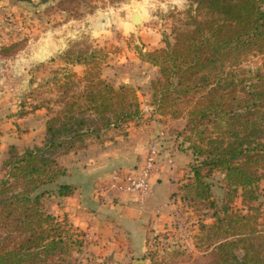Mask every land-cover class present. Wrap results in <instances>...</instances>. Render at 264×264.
<instances>
[{"label":"trees","instance_id":"1","mask_svg":"<svg viewBox=\"0 0 264 264\" xmlns=\"http://www.w3.org/2000/svg\"><path fill=\"white\" fill-rule=\"evenodd\" d=\"M189 13L188 29L176 30L174 42L166 40L165 48L144 56L158 69L151 82L153 114L180 119L187 110L183 102L190 103L179 152L192 159V179L185 178L171 197L179 196L184 208L198 215L194 245L212 255L205 264H264L257 230L264 180V62L256 71L242 66L251 56L264 61V0H194ZM20 42L2 47L0 56H15ZM64 62L89 64L81 56ZM62 71L67 80L76 76ZM87 80V89L47 121L42 146L22 152L9 147L0 179V264H73L74 253L83 251L86 233L49 209L50 200L76 192V186L60 182L70 173L64 160L84 154L91 139L138 125L146 116L133 87L91 74ZM215 173L223 175L222 200L213 191ZM163 251L178 255L170 247ZM143 259L161 264L152 246ZM109 263L105 258L101 264Z\"/></svg>","mask_w":264,"mask_h":264},{"label":"rangeland","instance_id":"2","mask_svg":"<svg viewBox=\"0 0 264 264\" xmlns=\"http://www.w3.org/2000/svg\"><path fill=\"white\" fill-rule=\"evenodd\" d=\"M192 1L194 0L63 1L50 8L44 14L29 17L28 37H22L18 46V53L28 46V78L15 77L10 74L6 66L0 68V110L5 107L7 108L6 110L3 109L0 111V137L4 133H11L13 130L19 132V135H25L27 133V139L23 141L20 147H17L19 152H22L28 144L34 147L37 146L34 144L35 142L39 144L38 146H42L45 140L47 121L56 112L63 110L67 100L72 101L71 97L87 89L90 80H87L89 74L94 76L95 79L101 78L108 81L103 77L104 72L109 67L113 66L115 68V65H117L116 56L123 52L127 54L131 53V56L127 57L129 62L127 64L123 63L125 73L149 75V78L142 79L140 85L137 83L134 85L126 84L137 90V93L140 95L143 110L146 106L151 108L148 113L146 112V116L141 119L138 125L150 126V131L154 136L155 142L160 144L163 151H170L172 154L182 153L179 150H181L180 144L184 137H180L179 134L184 131L187 124V110L190 107V103L187 100L183 102L184 107H182L187 110L180 119H174L168 114H153L155 112L152 106L153 93L151 90V82L158 75V69L154 66L148 67L143 63L134 62L131 58L133 59L132 54L135 53L139 55L142 61H145L144 56L147 53L165 48L166 40L174 42V32L176 30L188 29L187 23L190 21L189 9L192 6ZM145 6L150 8L149 12L146 11ZM140 11L145 14L146 21L143 22L142 17V24H134V30L136 31L131 33L125 27L126 23L130 22L135 12L140 13ZM93 17L95 20L91 21ZM112 18H114L113 21H110ZM76 22L80 24L72 31L70 26L68 29H65L63 26L68 23L76 24ZM101 22L104 24L107 23V27H100ZM93 24H96V27H98L95 30H90V26ZM153 25L158 26V33L162 36L164 43L159 48L143 52L142 49L144 46L141 42V37L137 35V30L139 33L143 30L149 32L148 29L153 28ZM120 32H123L124 37L128 38L124 41L125 43L123 45H120V40L123 37L120 35ZM63 34L69 38V42L64 47L60 59L57 58L58 53H55V55H48L45 62L30 61L32 53L40 54L44 51V48H48V46L45 47L47 40L50 41ZM78 56L85 58L86 62L89 63L86 66L83 65V70L76 73L70 67H61V62L65 58L76 59ZM263 62L262 57L251 56L242 63V66L246 70L256 71L262 66ZM65 69L74 72L76 76L73 79L67 80L66 73L62 71ZM68 90L69 93H67ZM191 99L194 100V96ZM81 102L85 104V100H81ZM27 112L28 115L30 113L34 114V117H29L33 119L32 122L28 121L27 126L24 123L21 126L14 123L13 120L16 119V116H22ZM42 124H45L43 131ZM31 128L34 129L33 132L35 131L33 135H30L32 133ZM9 147L8 143L3 144L0 141V179L3 177L2 167L8 158L7 153ZM184 161V157L174 159L175 168L181 169ZM189 175V168H187L183 179H180L178 182L180 184L179 186L183 184L185 178L188 180L192 179L191 176L188 178ZM175 183V187L179 188L177 186L178 183ZM212 184L216 197L222 200L225 194L223 175L221 173H215L212 178ZM160 186L163 189L167 188L164 183H160ZM160 186L155 187V190H159ZM261 191L262 214L258 218L257 230L258 236L260 237L258 242L264 246V182L261 183ZM57 204V198L50 200L49 209L52 214L63 218L57 214ZM161 206L168 213L170 211L171 199L169 198L167 201H164ZM179 206L182 212L167 218L169 224L165 226V230H167L166 237H159L155 243L154 238L156 237V232L154 231L148 248L152 246L153 250L159 251L161 264L208 263L211 261L212 255L196 248L194 245V236L198 233L200 220L198 215L194 212H186L182 204ZM210 221L207 220V223L210 224ZM165 227H160L158 230H163ZM82 231L88 237H85V245L82 253H74L73 264H78L79 262L81 264H101L105 258H108L109 264H140L138 263L139 261H147V263L141 264H150L149 260L143 259L145 255H132L126 245L122 247V245H110L107 242L104 244L106 240L102 241V238L96 231ZM158 242L160 245L156 246ZM163 245L164 247H170L172 250H176L175 252H178V255H174L169 251L165 253L163 251Z\"/></svg>","mask_w":264,"mask_h":264},{"label":"crops","instance_id":"3","mask_svg":"<svg viewBox=\"0 0 264 264\" xmlns=\"http://www.w3.org/2000/svg\"><path fill=\"white\" fill-rule=\"evenodd\" d=\"M63 1L65 0H0V50L2 47L21 41L22 37H28L29 17L44 14L50 8ZM145 8L149 12L150 8L146 6ZM139 14L141 19L143 17V22L146 21L145 14L142 11ZM133 15L130 22L126 23L125 26L131 33L136 31L134 30ZM113 19L110 21H113ZM94 20L95 18L93 17L91 21ZM79 24L76 22V24L68 23L63 26L65 29L70 26L72 31ZM99 26L107 27V23L101 22ZM153 26V28L148 29L151 33L146 30L139 33L137 30V35L141 37V42L144 46L143 52L152 51L154 48L161 47L164 43L162 36L158 33V26ZM97 27L96 24H93L90 26V30H95ZM120 33L123 36L120 40V45H123L128 38L124 37L123 32ZM68 42L69 38L64 34L50 41L47 40L45 47L48 46V48H44V51L40 54L32 53L30 61L45 62L48 55H55V53H58L57 58L60 59V55ZM132 55L133 59L131 58V60L134 62L143 63L148 67L152 66L148 62L142 61L139 55L135 53ZM129 56H131V53L123 52L116 56L117 65L113 64L115 68L113 66L109 67L107 70L111 71L106 70L103 77L115 86L121 84L134 85L136 83L140 85L142 79L149 78L147 74L124 72L123 63L127 64L129 62L127 58ZM0 64V68L6 66L10 74L15 77L28 78V46L13 57L2 58L0 56ZM61 67H70L76 73L84 69L83 65L68 66L64 61L61 62ZM3 109L6 110L7 108L5 107L1 110ZM144 110L148 113L151 108L146 106ZM29 117H34V114L30 113L28 115L27 112L22 116H16L13 121L18 126H21L22 123L27 126L28 121L32 122L33 120ZM43 128L45 129V124H42V131ZM31 130L32 133L30 135H33L35 131L33 132V128ZM27 136V133L19 135V132L13 130L11 133H4L0 137V141L3 144L8 143L9 146L20 147L23 141L27 139ZM154 142L155 139L150 131V126L132 123L126 126L123 131H107L100 140L91 139L84 154L81 152L79 154H70L64 160L65 165L70 168V173L68 176L63 177L60 182L76 186V192L72 197L57 198V214L62 217L67 216L70 222L80 230L96 231L102 241L106 240L104 244L107 242L110 245L116 244L118 246L122 245V247L126 245L132 255L144 256L148 250V244L153 232L161 227L155 222L156 214L159 211L166 213L161 205L164 201L171 199L172 194L177 191L178 188L175 187V182L178 183L180 179H183L191 163L190 156L185 153H173L174 159L177 157L185 158L183 167L181 169L175 168L172 171L167 168L158 170L152 177V195L146 202H140L137 197L132 195L110 196L104 200L98 197L96 193L100 186L108 181L110 174L114 171L138 167ZM34 144L39 145L37 142ZM32 147L34 146L28 144L24 149ZM188 178H190V175ZM160 183H164L167 188H161ZM179 185L178 183L177 186ZM157 186H160L159 190H155ZM170 209L171 206H169Z\"/></svg>","mask_w":264,"mask_h":264},{"label":"built area","instance_id":"4","mask_svg":"<svg viewBox=\"0 0 264 264\" xmlns=\"http://www.w3.org/2000/svg\"><path fill=\"white\" fill-rule=\"evenodd\" d=\"M166 168L171 171L175 169L174 156L170 151H163L158 142H154L151 144L143 162L138 167L114 171L110 174L108 181L100 186L96 195L104 200L110 196L132 195L137 197L140 202H146L152 195L153 175L158 170ZM180 204L182 203L179 196L171 197L170 211L168 213L159 211L156 214V224L161 227L168 226L169 221L167 218L182 212L179 208ZM184 210L193 213L189 209L184 208ZM165 229L166 227L163 230L155 231L157 237L154 238L155 243L159 237H166L167 230Z\"/></svg>","mask_w":264,"mask_h":264},{"label":"water","instance_id":"5","mask_svg":"<svg viewBox=\"0 0 264 264\" xmlns=\"http://www.w3.org/2000/svg\"><path fill=\"white\" fill-rule=\"evenodd\" d=\"M133 23L134 24H142V21L140 20V18H139V14L138 13H135L134 14V17H133ZM147 261H139L138 263H146Z\"/></svg>","mask_w":264,"mask_h":264},{"label":"bare ground","instance_id":"6","mask_svg":"<svg viewBox=\"0 0 264 264\" xmlns=\"http://www.w3.org/2000/svg\"><path fill=\"white\" fill-rule=\"evenodd\" d=\"M135 13H138V14H139V12H135ZM135 13H134V14H135ZM139 18H140V14H139ZM140 20L142 21V19H141V18H140Z\"/></svg>","mask_w":264,"mask_h":264}]
</instances>
